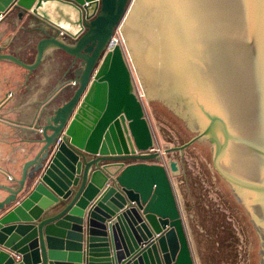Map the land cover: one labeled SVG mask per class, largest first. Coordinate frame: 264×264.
Instances as JSON below:
<instances>
[{"label": "water", "instance_id": "1", "mask_svg": "<svg viewBox=\"0 0 264 264\" xmlns=\"http://www.w3.org/2000/svg\"><path fill=\"white\" fill-rule=\"evenodd\" d=\"M15 15L35 59L0 40V63L71 65L31 111L0 98L22 156L0 168V264H196L182 210L198 264H264V0H0Z\"/></svg>", "mask_w": 264, "mask_h": 264}, {"label": "crops", "instance_id": "2", "mask_svg": "<svg viewBox=\"0 0 264 264\" xmlns=\"http://www.w3.org/2000/svg\"><path fill=\"white\" fill-rule=\"evenodd\" d=\"M31 37V32L20 24L16 15L12 17L11 21L6 20L0 22L1 42L5 44L10 43L11 47L9 51L29 63L33 62L35 59L32 49H34L36 45ZM69 59L70 57L62 52L48 55L43 64L30 77L28 73L19 66L7 62L0 63V83L4 81L7 82L0 93V98H2V96H7L6 98L9 101V106L6 108V111L8 113H26L38 107L52 91L53 87L57 85L59 78H61V75L67 68L66 62ZM14 117L15 114L9 116L11 119ZM13 142L14 140L12 139L10 131L0 126V168H4L7 171H11L15 168L13 163L22 160L21 155H16L18 147L13 146ZM156 147L164 148L165 146L161 147V145H156ZM179 169L182 171L181 165H179ZM177 177L178 176L172 177L173 182ZM173 186L180 206V199L175 183ZM180 209L182 210L181 206ZM184 224L186 227L185 220ZM186 231L188 234L187 227ZM188 239L190 242L189 235ZM84 246H86L85 241ZM11 256L16 259L14 264H22L20 263L21 258L16 257V254H11Z\"/></svg>", "mask_w": 264, "mask_h": 264}, {"label": "rangeland", "instance_id": "3", "mask_svg": "<svg viewBox=\"0 0 264 264\" xmlns=\"http://www.w3.org/2000/svg\"><path fill=\"white\" fill-rule=\"evenodd\" d=\"M143 102H144V106H145L146 117H147V119H148V121L150 123L151 129L153 131L156 145H161V147H162L164 145H163V142L161 140V137H160V134L158 132V129L156 127V124H155V121L153 119V116H152V113L150 111V108H149V105L147 103V100L144 98ZM165 147L173 148L172 145H168V146H165ZM170 159L177 161L179 163V165H180V162H179L175 152L170 155ZM184 177H185L184 171H183V169H182V171L180 169V173H179L178 177L175 179L174 183H177L179 180H181ZM180 206H181V203H180ZM181 208H182V206H181ZM182 213H183V210H182ZM183 215H184V213H183ZM184 220H185V216H184ZM186 227H187V223H186ZM187 229H188V227H187ZM188 235H189V238H190V245H191V248H192V252H193V255H194L195 262H196V264H198L197 257H196V254H195V251H194V247H193V244H192V240H191V237H190V234H189V230H188Z\"/></svg>", "mask_w": 264, "mask_h": 264}, {"label": "built area", "instance_id": "4", "mask_svg": "<svg viewBox=\"0 0 264 264\" xmlns=\"http://www.w3.org/2000/svg\"><path fill=\"white\" fill-rule=\"evenodd\" d=\"M118 45H124V38L122 35L121 30L118 28L114 34V36L112 37V39L110 40L106 52L109 51H113ZM138 92H139V96L140 98L144 99V93L141 89V87L138 85ZM151 153L154 152H161L162 153V148H155L153 150L150 151Z\"/></svg>", "mask_w": 264, "mask_h": 264}, {"label": "flooded vegetation", "instance_id": "5", "mask_svg": "<svg viewBox=\"0 0 264 264\" xmlns=\"http://www.w3.org/2000/svg\"><path fill=\"white\" fill-rule=\"evenodd\" d=\"M70 59H71V58H70ZM70 59H69V62H70ZM69 62H68V63L66 62V63H67V68L65 69L64 72H67V70L69 69V67H70V65H71V62H70V63H69ZM69 71H70V69H69ZM64 72H63V73H64ZM61 76H62V75H61ZM71 77H72V72H70L69 74H67V75L64 77V79H66V80H67V79L70 80ZM64 79H63V80H64ZM53 88H54V87H53Z\"/></svg>", "mask_w": 264, "mask_h": 264}]
</instances>
